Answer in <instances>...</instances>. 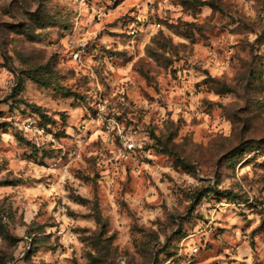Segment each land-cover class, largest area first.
Here are the masks:
<instances>
[{
	"label": "rangeland",
	"instance_id": "obj_1",
	"mask_svg": "<svg viewBox=\"0 0 264 264\" xmlns=\"http://www.w3.org/2000/svg\"><path fill=\"white\" fill-rule=\"evenodd\" d=\"M0 264H264V0H0Z\"/></svg>",
	"mask_w": 264,
	"mask_h": 264
},
{
	"label": "built area",
	"instance_id": "obj_2",
	"mask_svg": "<svg viewBox=\"0 0 264 264\" xmlns=\"http://www.w3.org/2000/svg\"><path fill=\"white\" fill-rule=\"evenodd\" d=\"M85 51H86V45L80 44L78 46V49L73 53L74 59L75 60L81 59V56ZM109 129H111V127H109ZM119 139H120V142L124 145L125 151L132 152L135 150V141L131 136L125 135L120 132Z\"/></svg>",
	"mask_w": 264,
	"mask_h": 264
}]
</instances>
